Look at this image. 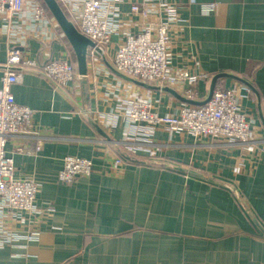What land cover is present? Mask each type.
Returning <instances> with one entry per match:
<instances>
[{
    "label": "crops",
    "instance_id": "1",
    "mask_svg": "<svg viewBox=\"0 0 264 264\" xmlns=\"http://www.w3.org/2000/svg\"><path fill=\"white\" fill-rule=\"evenodd\" d=\"M39 1L48 23L38 31L24 13H0V88L10 49L37 61L15 67L21 79L9 86L33 111L31 133L10 136L5 148L14 176L39 184L35 205L51 210L32 220L37 240L0 248V264H264V0H150L153 11L159 2L175 7L168 60L178 80L169 86L137 84L113 69L124 32L139 29L137 16L124 17L104 57L87 53L80 75L72 46ZM141 1L119 6L128 12ZM50 58L74 65L64 88L41 72ZM217 74L214 90L239 96L250 143L158 128L138 133L126 119L122 107L132 99L176 115L189 104L181 99L187 91L204 100ZM68 155L90 159L91 174L60 183Z\"/></svg>",
    "mask_w": 264,
    "mask_h": 264
},
{
    "label": "built area",
    "instance_id": "2",
    "mask_svg": "<svg viewBox=\"0 0 264 264\" xmlns=\"http://www.w3.org/2000/svg\"><path fill=\"white\" fill-rule=\"evenodd\" d=\"M123 1L57 0L76 29L91 41L92 46L87 47L90 55L104 57L105 47L107 49L111 38L118 35L125 24L124 17L137 16L142 21L139 29L135 33L124 32V39L113 53V69L140 81L156 82L160 86L173 84L178 78L170 72L168 47L171 39L168 29L175 20V7L159 2L153 11L148 7L150 0H142L130 4L128 12H123L119 6ZM212 8L213 4L203 6L205 11ZM0 13L9 17L24 13L36 31L48 23L39 0H0ZM37 64V61L25 59L18 48L10 49L0 88V248L22 240H37L39 232L32 226V220L51 210L35 205L39 184L31 178L14 176L13 160L5 148L10 136L30 134L32 127L33 111L19 105L9 88L10 84L21 79V73L15 67H34ZM40 67L58 88H64L76 75L71 62L64 58H50ZM197 78L195 75L183 76L190 83ZM185 96L194 99L191 90ZM122 108L130 124L139 128L135 130L138 133L150 134L158 128L169 133H186L239 144L251 142L252 131L233 88L215 89L206 103L184 104L176 115L159 114L147 99L128 100ZM115 162L120 163L121 159L116 158ZM91 172L90 159L68 155L62 158L57 179L62 184H71L79 177H88Z\"/></svg>",
    "mask_w": 264,
    "mask_h": 264
},
{
    "label": "water",
    "instance_id": "3",
    "mask_svg": "<svg viewBox=\"0 0 264 264\" xmlns=\"http://www.w3.org/2000/svg\"><path fill=\"white\" fill-rule=\"evenodd\" d=\"M42 1L46 6V8L48 9V11L50 12V14L55 19L56 23L58 24L62 32L64 33L70 45L72 46L76 55L78 72L80 75H84L86 73L87 47L92 46L91 41L76 29L74 24L67 18L66 14L63 12L57 0H42ZM222 75L223 74H217L212 78L209 93L204 100L194 101L192 99H186V98H181V99L189 104H194V105H201L206 103L210 99L211 94L214 90V84L216 79ZM131 81L137 84L145 85L144 83L134 79H131ZM163 89L171 92L174 95H177L175 91L169 87H163ZM179 169L185 171V169L182 168Z\"/></svg>",
    "mask_w": 264,
    "mask_h": 264
},
{
    "label": "trees",
    "instance_id": "4",
    "mask_svg": "<svg viewBox=\"0 0 264 264\" xmlns=\"http://www.w3.org/2000/svg\"><path fill=\"white\" fill-rule=\"evenodd\" d=\"M62 10H63V8H62ZM63 12L66 14V12H65L64 10H63ZM71 64H72V63H71ZM72 65H73V64H72ZM73 67H74V65H73ZM74 69H75V68H74ZM118 158H119V157H118ZM122 158H123V157L120 156V159H121V160H122ZM123 159H124V158H123Z\"/></svg>",
    "mask_w": 264,
    "mask_h": 264
},
{
    "label": "rangeland",
    "instance_id": "5",
    "mask_svg": "<svg viewBox=\"0 0 264 264\" xmlns=\"http://www.w3.org/2000/svg\"><path fill=\"white\" fill-rule=\"evenodd\" d=\"M61 7V6H60ZM61 8H63V7H61ZM105 50H106V47H105Z\"/></svg>",
    "mask_w": 264,
    "mask_h": 264
}]
</instances>
